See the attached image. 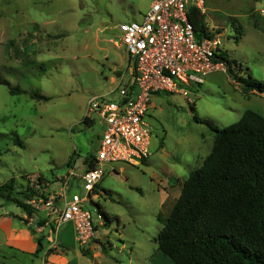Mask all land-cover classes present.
Segmentation results:
<instances>
[{"label": "rangeland", "instance_id": "374dc122", "mask_svg": "<svg viewBox=\"0 0 264 264\" xmlns=\"http://www.w3.org/2000/svg\"><path fill=\"white\" fill-rule=\"evenodd\" d=\"M149 3L0 0V75L23 90L11 93L0 84V184L13 178L14 196L30 207L23 222L28 225L30 217L39 215L33 230L46 221L32 200L56 196L69 171L80 173L86 158L95 154L102 122L95 111H87V101L93 96L117 100L118 78L113 77L126 64L124 47L114 43L120 42L119 25L140 21ZM202 16L210 29H220L225 70L215 69L199 85L182 86L181 92L153 94L146 115L148 156L138 165L107 164L97 188L102 193L83 204L93 217L103 215L97 241L104 253L111 251L95 264H175L155 238L182 181L202 164L213 143L214 132L195 117L225 127L245 109L264 112V97L245 94L243 83L234 78L264 80V0H205ZM32 92L48 99L32 98ZM67 190V196L85 195L79 181ZM21 210L0 198V213L12 214L13 228ZM60 228L63 243H72V227ZM41 238L43 247L51 243L48 228ZM3 246L0 264L40 260ZM77 249L91 260L90 250ZM68 254H73L71 248Z\"/></svg>", "mask_w": 264, "mask_h": 264}, {"label": "built area", "instance_id": "2783aa9c", "mask_svg": "<svg viewBox=\"0 0 264 264\" xmlns=\"http://www.w3.org/2000/svg\"><path fill=\"white\" fill-rule=\"evenodd\" d=\"M193 10L203 14L205 0H150L140 21L119 25L120 42L114 43L124 47L130 80L118 82L116 101L103 96L87 101V111H95L102 122L92 166L84 164L80 173L71 169L56 196H37L31 202L42 209L45 225L55 234L49 249L57 250L56 233L68 222L78 246L86 248L98 237L103 215L98 212L93 217L83 204L102 193L97 188L107 164L122 161L138 165L148 156L151 131L146 115L153 94L181 92L184 85H199L211 71L225 70L219 27L206 25L198 35L190 20ZM75 181L81 183L85 195L72 192L67 196V188L72 189Z\"/></svg>", "mask_w": 264, "mask_h": 264}, {"label": "trees", "instance_id": "16d2710c", "mask_svg": "<svg viewBox=\"0 0 264 264\" xmlns=\"http://www.w3.org/2000/svg\"><path fill=\"white\" fill-rule=\"evenodd\" d=\"M190 20L198 35L205 31L202 14L193 10ZM234 78L243 83L245 94H264V80ZM0 84L11 93L23 91L1 75ZM30 95L48 99L38 92ZM195 119L214 132L213 143L202 164L182 181L155 238L157 247L175 264H264V115L245 109L225 127ZM92 158L89 155L84 164L91 167ZM37 179H42L41 174ZM31 191L39 192L38 188ZM13 192V178L0 184V198L29 213L30 207ZM41 239L34 255L42 250Z\"/></svg>", "mask_w": 264, "mask_h": 264}, {"label": "crops", "instance_id": "0c3cea01", "mask_svg": "<svg viewBox=\"0 0 264 264\" xmlns=\"http://www.w3.org/2000/svg\"><path fill=\"white\" fill-rule=\"evenodd\" d=\"M130 73L131 70L129 66H127V55H126V64L124 67L123 72L120 71L119 75H116V77H113V80L118 78V82L130 80ZM116 81V80H115ZM256 95V94H251ZM260 96L264 97V94H259ZM262 115H264L263 111L255 110ZM90 121V120H89ZM40 215L43 216L42 209L39 211ZM27 213V212H26ZM25 211L21 210L19 213H16V218H18L17 221H19L18 226L16 228L12 227L13 218H11L10 214L7 211L0 213V234H1V240L0 245H4L5 250L8 249V251H20L24 254H26L28 257H39L40 260L37 263V260L35 261L36 264H95V260H104L106 259V256H111L110 252L104 253L102 249L100 248L98 244V237L95 238V240L85 248V250H90L91 253V260L86 257L87 252H82L78 250L80 249V246L77 245L74 239V231L73 226L70 222L63 224L64 226L70 225L72 227V243H63L62 239L60 238V230L56 233L58 241V249L57 250H50L48 245L46 244V247H43L45 245V240L41 239L42 244V250L37 254L34 255V252L37 247V239L40 238L42 235H45V231L48 228L50 234L54 237V233H52L50 226L43 225V226H36V230H33L32 227L34 226L35 222L37 220V216L34 215V217H30V222L28 225H26L21 217L25 216ZM12 215V214H11ZM62 225V226H63ZM98 234V233H97ZM62 241V242H61ZM68 248L72 249V255L69 256L68 254ZM36 258V259H37ZM113 261L117 262L116 259H113ZM97 263V262H96Z\"/></svg>", "mask_w": 264, "mask_h": 264}]
</instances>
